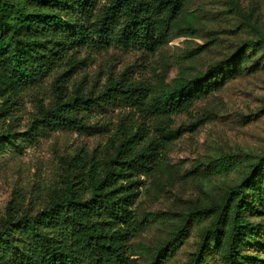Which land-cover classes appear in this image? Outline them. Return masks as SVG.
<instances>
[{"label": "trees", "instance_id": "obj_1", "mask_svg": "<svg viewBox=\"0 0 264 264\" xmlns=\"http://www.w3.org/2000/svg\"><path fill=\"white\" fill-rule=\"evenodd\" d=\"M187 2L0 0L1 112H10L36 91L40 77L79 64L73 54L83 47L98 52L158 50L174 31L183 30L178 19ZM250 27L254 37L235 54L205 74L178 76L169 85L161 79L151 87L124 71L109 79L97 98L84 97L78 88L69 96L61 83L71 71L62 72L55 80L51 105L38 102V118L26 132L30 139L43 127L84 128L83 112L102 105L136 111L142 124L149 118L160 137L149 138L139 126L127 127L121 120V137L103 163L94 157L77 161V168L86 172V193H77L74 183H68L35 214L15 215L9 207L0 229V264H130L126 244L143 225L131 207L139 195L141 175L157 164L161 144L179 136L168 130L171 117L226 81L264 70V34ZM0 140L15 143L12 129L1 132ZM80 182L77 178L75 184ZM254 213L264 217V158L250 164L241 183L229 187L213 204L184 214L147 264H164L186 238L188 226L207 219L209 225L186 264H264V223L251 222L247 215Z\"/></svg>", "mask_w": 264, "mask_h": 264}, {"label": "rangeland", "instance_id": "obj_2", "mask_svg": "<svg viewBox=\"0 0 264 264\" xmlns=\"http://www.w3.org/2000/svg\"><path fill=\"white\" fill-rule=\"evenodd\" d=\"M178 23L183 30L174 31L154 52L83 47L73 54L79 64L40 77L38 89L25 95L19 106L6 114L0 110V133L10 128L15 136V143L0 140V229L9 207L15 215L35 214L68 183H74L77 193H86V172L77 168V161L94 157L103 163L121 137L119 121L139 126L149 138L160 137L149 118L142 124L136 111L102 105L83 112L84 128L43 127L30 139L26 132L38 118V102L51 105L55 80L62 72L71 71L61 83L65 94L74 95L78 88L91 98L124 71L151 87L161 79L169 85L178 76L205 74L254 37L250 26L264 34V0H188ZM168 130L179 136L161 144L157 164L141 175L139 195L131 207L143 225L127 241L130 264H147L184 214L213 204L225 190L241 183L250 164L264 158V70L226 81L172 116ZM247 217L264 223L260 214ZM208 225V219L190 224L186 238L164 264H186Z\"/></svg>", "mask_w": 264, "mask_h": 264}]
</instances>
